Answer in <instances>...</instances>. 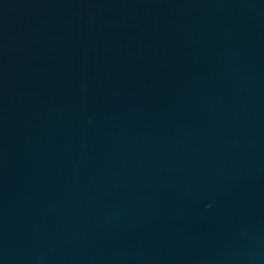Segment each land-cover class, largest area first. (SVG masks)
<instances>
[{
    "label": "water",
    "instance_id": "1",
    "mask_svg": "<svg viewBox=\"0 0 264 264\" xmlns=\"http://www.w3.org/2000/svg\"><path fill=\"white\" fill-rule=\"evenodd\" d=\"M0 264H264V0H0Z\"/></svg>",
    "mask_w": 264,
    "mask_h": 264
}]
</instances>
